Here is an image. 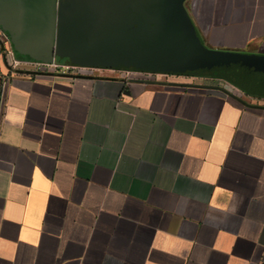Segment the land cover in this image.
Here are the masks:
<instances>
[{
	"label": "crops",
	"instance_id": "0c3cea01",
	"mask_svg": "<svg viewBox=\"0 0 264 264\" xmlns=\"http://www.w3.org/2000/svg\"><path fill=\"white\" fill-rule=\"evenodd\" d=\"M182 8L205 49L264 56V0ZM134 12L57 0V27L124 34ZM9 52L0 264H264V95L197 72H14Z\"/></svg>",
	"mask_w": 264,
	"mask_h": 264
},
{
	"label": "water",
	"instance_id": "95a60500",
	"mask_svg": "<svg viewBox=\"0 0 264 264\" xmlns=\"http://www.w3.org/2000/svg\"><path fill=\"white\" fill-rule=\"evenodd\" d=\"M131 3L135 12L118 18L130 32L95 35L80 28L83 25L77 18L66 28H58L57 0H0V30L9 39L15 58L23 61L50 64L54 56L69 55L79 57L70 62L73 65L205 73L264 95V56L205 49L196 40L182 0ZM77 29L83 32H71ZM56 35L58 49L54 46ZM70 39L77 42L71 50L65 47Z\"/></svg>",
	"mask_w": 264,
	"mask_h": 264
},
{
	"label": "built area",
	"instance_id": "2783aa9c",
	"mask_svg": "<svg viewBox=\"0 0 264 264\" xmlns=\"http://www.w3.org/2000/svg\"><path fill=\"white\" fill-rule=\"evenodd\" d=\"M10 58L8 61V65L11 71L14 72H23V71H31L36 74H43L46 72H74L79 67L70 66V65H59L56 63H38L33 61H23L15 58L14 54L10 51Z\"/></svg>",
	"mask_w": 264,
	"mask_h": 264
},
{
	"label": "rangeland",
	"instance_id": "374dc122",
	"mask_svg": "<svg viewBox=\"0 0 264 264\" xmlns=\"http://www.w3.org/2000/svg\"><path fill=\"white\" fill-rule=\"evenodd\" d=\"M74 38V37H73ZM85 38L84 36L81 37V39ZM0 43L1 44H6L7 48L9 51H11L13 53V49H12V45L9 41V39L7 38V36L0 30ZM67 44H65V47L68 48L69 50H71V46H74V45H77L76 43V39H70V40H67L66 42ZM54 46H55V49H58V48H61L59 46V42L57 41V35L55 37V41H54ZM74 50V49H72ZM55 51V50H54ZM57 51V50H56ZM59 51V50H58ZM55 58H58V56H54ZM60 61L63 63V64H69L70 66H74L73 64H71L70 62H73L75 61L76 59L79 60V57H76V56H69V55H65V56H62L59 58ZM33 62H38V63H44V62H41V61H33ZM49 64V63H48Z\"/></svg>",
	"mask_w": 264,
	"mask_h": 264
}]
</instances>
